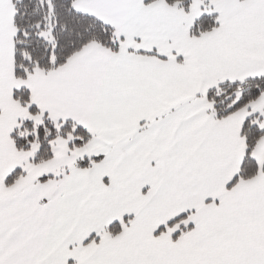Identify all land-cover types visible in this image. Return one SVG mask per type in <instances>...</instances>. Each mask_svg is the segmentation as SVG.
Listing matches in <instances>:
<instances>
[{
	"label": "snow or ice",
	"instance_id": "snow-or-ice-1",
	"mask_svg": "<svg viewBox=\"0 0 264 264\" xmlns=\"http://www.w3.org/2000/svg\"><path fill=\"white\" fill-rule=\"evenodd\" d=\"M0 264H264V0H0Z\"/></svg>",
	"mask_w": 264,
	"mask_h": 264
}]
</instances>
